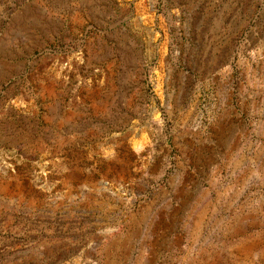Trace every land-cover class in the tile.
Returning <instances> with one entry per match:
<instances>
[{"label":"rangeland","instance_id":"rangeland-1","mask_svg":"<svg viewBox=\"0 0 264 264\" xmlns=\"http://www.w3.org/2000/svg\"><path fill=\"white\" fill-rule=\"evenodd\" d=\"M0 264H264V0H0Z\"/></svg>","mask_w":264,"mask_h":264}]
</instances>
